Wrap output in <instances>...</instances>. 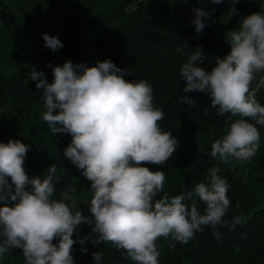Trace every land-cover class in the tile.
Masks as SVG:
<instances>
[{
	"label": "clouds",
	"instance_id": "1",
	"mask_svg": "<svg viewBox=\"0 0 264 264\" xmlns=\"http://www.w3.org/2000/svg\"><path fill=\"white\" fill-rule=\"evenodd\" d=\"M238 2L231 0L229 16L237 12ZM192 11L197 34L215 22L204 8L193 7ZM42 38L53 52L63 46L54 35L42 33ZM224 39L230 52L217 57L211 71L200 66L204 54L199 47L188 51L179 70L185 93H206L211 107L218 108V116L230 113L227 130L210 146V155L218 164L208 168V183H196L191 190L185 187L174 196L164 193L158 199L165 172L152 171L145 164H165L179 142L170 130L160 128L164 112L154 107L152 86L143 79L126 80V70L110 59L93 66L74 65L71 60L63 65L49 63L52 82L33 66L30 79L41 90L42 119L53 133L72 136L64 156L91 182V217L79 208L74 188L63 191L60 199L52 198L56 164L47 168L46 176L30 178L23 166L30 146L18 139L0 142V201L5 202L0 206V259L19 248L24 264H74V233L86 224L97 234L90 239L93 245L111 243L136 264H159L156 241L160 237L187 243L196 232L211 227L219 240L218 225L234 229L243 224V213L230 221L224 219L231 205L229 185L218 173L220 163L244 165L260 148L256 125L264 126V105L257 99L264 88V12L243 17L239 28L229 29ZM180 101L195 105L187 95L180 96ZM194 195L205 204L203 214L195 203H185ZM78 240L84 245L89 239ZM81 251L86 253L87 248ZM92 256L99 264L101 253Z\"/></svg>",
	"mask_w": 264,
	"mask_h": 264
},
{
	"label": "trees",
	"instance_id": "2",
	"mask_svg": "<svg viewBox=\"0 0 264 264\" xmlns=\"http://www.w3.org/2000/svg\"><path fill=\"white\" fill-rule=\"evenodd\" d=\"M7 1L0 0V6ZM261 3L262 0H239L235 4L237 12L222 23L219 14L214 16L210 0H200L199 3L197 0H76L69 8V26L72 30L69 39H62L48 24L43 28L44 33L58 37L63 46L55 52L48 49L42 67L46 79L52 82L49 63L53 66L63 65L71 60L74 65L93 66L97 61L110 59L126 70V80H146L153 88L154 107L164 112V118L158 122L161 130H170L179 143L165 164L145 166L152 171L165 172L163 192L156 199L164 193L178 195L185 187L191 190L196 183H208L207 170L216 166L218 161L211 157L210 146L201 148L192 141L218 139L230 116V113L218 116V108L211 107L208 94L199 91L185 93L180 67L187 61L188 51L199 47L204 54V62L200 66L211 71L217 57L230 52L231 46L225 42V33L229 29L239 28L243 17L261 11ZM193 7L211 12L215 20L199 34L192 23L185 26L177 16H194ZM40 95L30 74L0 70V142L7 143L14 134L25 131L33 135L42 134L47 142H54L55 148L59 147L62 151L71 143L69 133L55 134L43 121L44 108ZM185 95L195 100L194 106L180 101V96ZM257 99L264 105V97L259 93ZM237 118L232 117V120ZM256 126L259 129L261 125ZM41 145H38V149H29L23 166L30 178H42L47 175V168L51 164L57 165L53 199H60L61 193L70 187L75 189L73 194L77 195L91 185L82 175V170L72 162L71 169H68L47 145ZM253 159L244 165L235 161L232 162L233 166L219 164L221 171L218 174L227 180V196L231 201L224 219L230 221L232 216L243 213L244 223L234 229L218 225L217 230L221 234L219 240L211 227L196 232L187 243L173 241L171 237H160L156 241L160 253L159 264H264V193L258 194L259 184L264 183V133L261 134L259 151ZM166 164L182 171L174 174ZM57 177L59 182H56ZM90 199L79 205L88 217H91ZM4 203L0 201V206ZM7 203L12 204L10 200ZM185 203L189 206L195 203L203 214L205 204L195 195L193 200H185ZM96 235L91 232V225L79 226L74 233L77 242L72 247L74 264H95L92 253L97 251L101 253L99 264H136L131 258H124L126 253L111 243L93 245L90 239ZM78 239L89 240L81 245ZM82 247L87 248L86 253L81 251Z\"/></svg>",
	"mask_w": 264,
	"mask_h": 264
},
{
	"label": "rangeland",
	"instance_id": "3",
	"mask_svg": "<svg viewBox=\"0 0 264 264\" xmlns=\"http://www.w3.org/2000/svg\"><path fill=\"white\" fill-rule=\"evenodd\" d=\"M76 0H8L4 6H0V70L6 73L22 72L29 75L32 67L35 66L38 71L46 72L43 69V59L49 48L44 46L42 33L43 28L48 24L54 28L63 39H69L71 28L69 26V8ZM211 3V0H210ZM212 12L214 16L219 14L222 23H226L229 18V9L233 6L231 0H223L220 4H213ZM214 10V11H213ZM261 11L264 12V0L261 3ZM179 20L187 26L191 24L193 15L177 14ZM258 74V77L259 78ZM41 92V90L39 89ZM259 94L264 97V88H261ZM45 109H43V112ZM227 126L222 128L220 137L227 130ZM261 134L264 133V126L258 129ZM219 137V138H220ZM11 139L20 140L30 146V149H38L39 144L47 145L68 169H71V161L64 156V151L55 148L54 142H47V138L42 134L33 135L30 132L19 131ZM212 141L195 140L193 144L199 147L211 146ZM254 160V159H253ZM174 174L182 171L181 168L165 165ZM90 186L83 189L78 198L80 205L91 197L88 190ZM264 193V183L259 184L258 194ZM0 264H24L22 249L15 248L10 250L0 259Z\"/></svg>",
	"mask_w": 264,
	"mask_h": 264
}]
</instances>
